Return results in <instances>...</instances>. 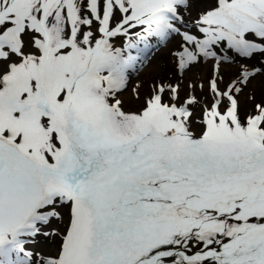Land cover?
I'll return each instance as SVG.
<instances>
[{
  "label": "snow or ice",
  "instance_id": "snow-or-ice-1",
  "mask_svg": "<svg viewBox=\"0 0 264 264\" xmlns=\"http://www.w3.org/2000/svg\"><path fill=\"white\" fill-rule=\"evenodd\" d=\"M0 264H264V0H0Z\"/></svg>",
  "mask_w": 264,
  "mask_h": 264
},
{
  "label": "rangeland",
  "instance_id": "rangeland-1",
  "mask_svg": "<svg viewBox=\"0 0 264 264\" xmlns=\"http://www.w3.org/2000/svg\"><path fill=\"white\" fill-rule=\"evenodd\" d=\"M141 79H143V77H141Z\"/></svg>",
  "mask_w": 264,
  "mask_h": 264
}]
</instances>
